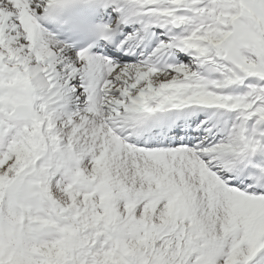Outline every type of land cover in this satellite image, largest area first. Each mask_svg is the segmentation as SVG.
<instances>
[{
  "label": "snow or ice",
  "instance_id": "6c2138e0",
  "mask_svg": "<svg viewBox=\"0 0 264 264\" xmlns=\"http://www.w3.org/2000/svg\"><path fill=\"white\" fill-rule=\"evenodd\" d=\"M0 264H264V0H0Z\"/></svg>",
  "mask_w": 264,
  "mask_h": 264
}]
</instances>
